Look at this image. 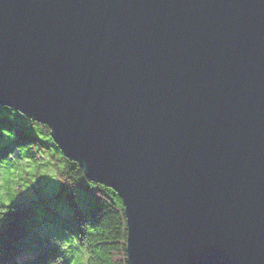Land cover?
Here are the masks:
<instances>
[{"label":"water","instance_id":"95a60500","mask_svg":"<svg viewBox=\"0 0 264 264\" xmlns=\"http://www.w3.org/2000/svg\"><path fill=\"white\" fill-rule=\"evenodd\" d=\"M0 105L118 193L128 264H264V0H0Z\"/></svg>","mask_w":264,"mask_h":264},{"label":"trees","instance_id":"16d2710c","mask_svg":"<svg viewBox=\"0 0 264 264\" xmlns=\"http://www.w3.org/2000/svg\"><path fill=\"white\" fill-rule=\"evenodd\" d=\"M2 161L15 166L29 183L33 175L39 181L54 180L63 187L56 192L34 195L37 199L33 204H40V210L53 217L55 232H42L34 226L31 235H24L23 218L30 214V208L24 210L19 202L8 206L0 204V264H66L60 240L62 232L72 235L85 251L86 264H128L126 218L120 196L111 187L88 179L79 162L66 158L46 124L0 105V164ZM29 163H35L36 171L23 169ZM43 166L52 168L54 175L48 178ZM75 187L90 196L86 209L77 204ZM62 194L71 203L72 214L66 217L43 207Z\"/></svg>","mask_w":264,"mask_h":264},{"label":"rangeland","instance_id":"374dc122","mask_svg":"<svg viewBox=\"0 0 264 264\" xmlns=\"http://www.w3.org/2000/svg\"><path fill=\"white\" fill-rule=\"evenodd\" d=\"M48 159V158H47ZM46 160V159H45ZM51 159H48L50 161ZM50 164V162H49ZM48 164V165H49ZM46 170L45 175H47L48 178H50V175H54V170L46 169L45 166H43ZM41 168V170H42ZM26 170H33L35 169V163H29L26 167L23 168ZM13 171H15V174H13ZM25 175L27 174L24 172ZM32 178V181L29 183V181H25L24 177L22 176V173L19 172L15 166H10L5 161H2L0 164V204L1 205H11L13 203L19 202L21 204L22 208L24 210H27L30 208V214L25 215L23 218V230L22 233L24 235H31L32 230L34 226L38 227L42 232L48 231V232H55V229H57L56 225H54L52 222L53 217L46 214L45 210H40L42 206L40 204H33V201L37 199L36 196L43 194L42 192H56L58 190L62 189V184L56 183L54 180L50 181L49 179H45L42 181H39V179H36L33 175L29 177ZM18 187H21L18 189ZM34 187V190L32 188ZM40 187H44L43 189ZM74 193L76 196V202L79 205L80 208L86 209L87 208V202L90 199V196L83 191L79 187L74 188ZM31 199V201H29ZM70 200L65 194H62L55 198V200H49L43 207H47L48 210H50L52 213H58L64 217L69 216L72 214L71 207H70ZM27 213V212H26ZM42 222H46L47 224L50 222V225H44ZM60 240H61V247L63 249V259L66 262V264H86V254L83 249H81L74 240V237L72 235H69L66 232L60 233Z\"/></svg>","mask_w":264,"mask_h":264}]
</instances>
